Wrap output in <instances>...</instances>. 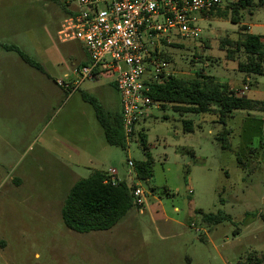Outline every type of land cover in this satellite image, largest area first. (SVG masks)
Returning <instances> with one entry per match:
<instances>
[{"label": "rangeland", "instance_id": "374dc122", "mask_svg": "<svg viewBox=\"0 0 264 264\" xmlns=\"http://www.w3.org/2000/svg\"><path fill=\"white\" fill-rule=\"evenodd\" d=\"M72 6L70 0H0V96L7 88L18 94L11 119L0 106V264H245L264 256V113H230L231 150H224L217 115L182 117L171 106H153L125 149L110 146L84 100L94 98L119 115L120 97L110 77L84 81L74 93L56 85L86 58L79 42L62 43L58 35ZM193 18L200 33L164 49L165 76L215 77L238 95L264 101V76L240 72L246 55L224 43L252 34L241 27L264 25V9L241 11L239 24L230 16ZM229 49L234 60L227 57ZM185 121L193 132H185ZM149 158L152 176L138 180L128 162ZM111 169L141 186L145 205L109 231L67 229L61 210L70 189ZM208 214L227 219L211 225L203 219ZM164 219L171 220L169 229Z\"/></svg>", "mask_w": 264, "mask_h": 264}, {"label": "built area", "instance_id": "2783aa9c", "mask_svg": "<svg viewBox=\"0 0 264 264\" xmlns=\"http://www.w3.org/2000/svg\"><path fill=\"white\" fill-rule=\"evenodd\" d=\"M70 1L73 6L58 35L62 43L79 42L87 60L75 65L72 75L57 80L56 85L74 93L84 81L95 83L98 78L110 77L120 97L128 143L144 111L160 106L149 94L150 85L167 75L164 49L179 38L197 37L200 29L193 26L197 22L193 16H203L222 5V0ZM128 165L135 169L132 161ZM106 175L105 184L118 186L126 181L118 177L115 169ZM134 196L137 206L142 208L147 194L139 184Z\"/></svg>", "mask_w": 264, "mask_h": 264}, {"label": "trees", "instance_id": "16d2710c", "mask_svg": "<svg viewBox=\"0 0 264 264\" xmlns=\"http://www.w3.org/2000/svg\"><path fill=\"white\" fill-rule=\"evenodd\" d=\"M222 5L203 14L205 17L228 19L230 16L234 24L240 23L241 11L253 8H263L264 0H226ZM69 14V12H68ZM247 27H241L246 30ZM237 50H242L246 61L238 63V70L247 75L264 76V37L253 34H242L238 41H224ZM223 44V47L224 45ZM8 51L19 54L21 59L32 68L43 72L42 67L23 53L16 46L5 47ZM233 51L227 52L229 60L233 59ZM163 58H169L163 54ZM150 97L160 107L171 106L172 110L182 117L187 114H214L218 116V123L224 126L221 135L217 138L224 150H231L229 144L230 131L226 128L230 113L234 110L259 111L264 113V101L248 98L246 95L236 94L229 84L221 83L215 77L199 76L197 78H181L164 76L161 82L150 85ZM84 100L92 105L96 118L100 123L106 142L112 147L126 148L127 142L123 130L122 116L107 112L98 100L84 96ZM185 132H193L191 121H185ZM141 141L145 136L139 133ZM251 154L255 148L250 149ZM243 167L241 159L237 158ZM135 164V163H134ZM153 159L135 164L137 179L146 181L151 178ZM106 173L94 172L87 179L77 181L64 202L61 210L62 221L67 229L79 234L90 232L109 231L114 228L132 209L137 208L134 191L136 184L129 185L126 181L118 186L105 184ZM204 221L211 225H218L227 218L221 214L204 215ZM264 220V216H262ZM245 264H264V256H252Z\"/></svg>", "mask_w": 264, "mask_h": 264}, {"label": "crops", "instance_id": "0c3cea01", "mask_svg": "<svg viewBox=\"0 0 264 264\" xmlns=\"http://www.w3.org/2000/svg\"><path fill=\"white\" fill-rule=\"evenodd\" d=\"M247 28L250 29L253 35L256 34V35L264 37V25L263 24H253L251 26H248ZM253 29L257 30V33H254ZM86 60L87 58H85L82 63L86 62ZM17 96H18L17 92L14 91L12 88H7L5 91L1 93L0 106H1L2 111L7 115L8 119H11L13 117L12 116L13 113L16 114V111H17L16 108H17V103H18ZM120 107H121V104H120ZM120 114H121V108H120ZM175 211L177 212L179 211V209L175 208ZM161 222L163 226H165L166 229H169V227L172 225L171 224L172 222L171 220L169 222V219H164ZM177 223L179 224V222Z\"/></svg>", "mask_w": 264, "mask_h": 264}]
</instances>
